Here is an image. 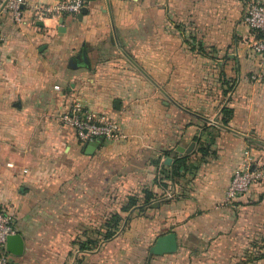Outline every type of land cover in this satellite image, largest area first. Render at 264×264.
I'll return each instance as SVG.
<instances>
[{
    "label": "crops",
    "instance_id": "crops-1",
    "mask_svg": "<svg viewBox=\"0 0 264 264\" xmlns=\"http://www.w3.org/2000/svg\"><path fill=\"white\" fill-rule=\"evenodd\" d=\"M65 1L24 0L20 22L0 13V211L25 242L10 264H100L83 237L112 212L125 222L116 242L141 235L130 249L151 251V239L174 232L178 249L163 264H198L209 244L181 245L180 235L211 237L243 220L237 203L260 189L226 200L245 150L264 165V64L245 23L249 3L264 0H85L82 19L39 20ZM75 102L121 126L92 155L60 120ZM181 156L185 170L167 177L163 166ZM131 197L138 204L122 211Z\"/></svg>",
    "mask_w": 264,
    "mask_h": 264
},
{
    "label": "rangeland",
    "instance_id": "rangeland-1",
    "mask_svg": "<svg viewBox=\"0 0 264 264\" xmlns=\"http://www.w3.org/2000/svg\"><path fill=\"white\" fill-rule=\"evenodd\" d=\"M262 168H264V165ZM254 187L260 188L254 197H249L248 202L237 203L240 205L237 209L239 213H244L245 218L243 220H237L233 223L229 219V224L226 227H221V232L211 237L198 236L196 238L195 236L180 235L179 243H181V245L199 246L198 248L201 249L205 247L207 243L209 244L206 250H200L198 252L197 257L200 258L196 259L199 261L198 264H264V180L253 185L250 190ZM116 198L117 200L122 199L123 196H117ZM235 204L236 202H234V200L230 203V205ZM256 214L258 216L257 219H255ZM109 215L101 220L100 229L97 233L94 235H84L81 246L84 253H87L92 247L96 249L100 248V254L97 256L100 264H109V262L116 261L123 262L124 260L136 262V264H138L139 260L143 261L144 264H163V260L165 259H162V257L167 253L154 250L157 237L150 240L153 244L151 251H135L130 249V245L145 240L141 235H137L133 238L131 236H125L123 239H119L120 241L116 242L115 239L121 235L123 236L124 221L120 224L115 238L111 241H105L106 229L104 225L106 221H108ZM251 216H254V220L251 219ZM237 226L238 229H236ZM242 227H244L243 233L241 231ZM88 239L94 240L95 243H89ZM106 242H109L110 246L105 248L104 244ZM213 244H219V247L215 249ZM188 254V251L184 250L181 258L185 260L192 258L190 254ZM72 256L74 257V252ZM78 256L81 255L78 254Z\"/></svg>",
    "mask_w": 264,
    "mask_h": 264
},
{
    "label": "built area",
    "instance_id": "built-area-1",
    "mask_svg": "<svg viewBox=\"0 0 264 264\" xmlns=\"http://www.w3.org/2000/svg\"><path fill=\"white\" fill-rule=\"evenodd\" d=\"M24 0H0V13L11 11L14 19L20 22L23 19ZM85 0H70L59 2L53 6L38 11L39 20H45L60 13L77 14L81 12ZM245 23L255 33L253 51L264 64V3L250 2L245 16ZM4 36L0 32V48ZM60 120L74 129L77 139L83 143L110 139L120 134L121 126L118 119L107 113H96L81 102H75L68 110L60 114ZM245 167L238 170L227 190L226 200L232 201L247 193L259 181L264 180V168L256 162L250 150H245ZM16 234L14 218L7 212L0 211V264H10V253L6 249L9 235Z\"/></svg>",
    "mask_w": 264,
    "mask_h": 264
},
{
    "label": "water",
    "instance_id": "water-1",
    "mask_svg": "<svg viewBox=\"0 0 264 264\" xmlns=\"http://www.w3.org/2000/svg\"><path fill=\"white\" fill-rule=\"evenodd\" d=\"M88 13L87 6H83L81 12L79 13L78 17L82 19L84 15ZM63 23V20H61V24ZM84 60L87 62L86 56L84 55ZM100 146V141H92L89 142L86 146V153L89 155L94 154L95 150ZM194 144L189 149H185L180 147L178 150L180 152V155H183L184 153H190L193 149ZM171 158H168L166 164H170ZM6 249L10 254L13 255H22L25 251V242L23 237L16 233L8 236ZM178 249V239L177 235L174 232L165 234L163 236H160L157 239V242L154 246V250L157 252H175Z\"/></svg>",
    "mask_w": 264,
    "mask_h": 264
},
{
    "label": "trees",
    "instance_id": "trees-1",
    "mask_svg": "<svg viewBox=\"0 0 264 264\" xmlns=\"http://www.w3.org/2000/svg\"><path fill=\"white\" fill-rule=\"evenodd\" d=\"M223 113V125L227 126L229 123V117L232 114V110L228 107H224L222 110ZM187 163V156L175 157L173 163L169 166L164 165V170L162 171L167 177L171 176H179L181 175L182 171L185 170ZM152 194L150 192H146V202L148 204ZM138 204V200L135 197H131L127 205L122 207V211L128 212L132 209V207ZM123 222V217L119 212H112L109 217L108 221L105 223V241H111L117 235V232L120 228V224ZM88 242L95 243L94 240L88 239Z\"/></svg>",
    "mask_w": 264,
    "mask_h": 264
}]
</instances>
